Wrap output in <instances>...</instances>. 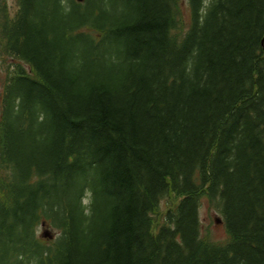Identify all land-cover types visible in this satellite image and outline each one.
<instances>
[{
    "label": "trees",
    "instance_id": "obj_1",
    "mask_svg": "<svg viewBox=\"0 0 264 264\" xmlns=\"http://www.w3.org/2000/svg\"><path fill=\"white\" fill-rule=\"evenodd\" d=\"M181 2L0 0V264H264V0Z\"/></svg>",
    "mask_w": 264,
    "mask_h": 264
},
{
    "label": "rangeland",
    "instance_id": "obj_2",
    "mask_svg": "<svg viewBox=\"0 0 264 264\" xmlns=\"http://www.w3.org/2000/svg\"><path fill=\"white\" fill-rule=\"evenodd\" d=\"M11 4H12V0H9V5H10V8L13 12V7L11 6ZM181 16H182V20H185V22H187L188 10H187V5L185 4V0H182V2H181ZM187 26L188 25H186V27L183 29V31L186 30ZM2 77H3V75L0 72V88H1ZM200 216H201V220H202V224H203L202 225L203 233H206V229H209L210 236L215 241L223 240L226 237V233H225L223 225L222 224H216L214 222V219L217 217V214L215 211L208 209L206 206H204L200 210ZM40 232H42V230H40Z\"/></svg>",
    "mask_w": 264,
    "mask_h": 264
},
{
    "label": "water",
    "instance_id": "obj_3",
    "mask_svg": "<svg viewBox=\"0 0 264 264\" xmlns=\"http://www.w3.org/2000/svg\"><path fill=\"white\" fill-rule=\"evenodd\" d=\"M261 45H262V49H263V52H264V38L261 40ZM216 222H219V221L216 220ZM44 235L46 236L47 234L44 233Z\"/></svg>",
    "mask_w": 264,
    "mask_h": 264
}]
</instances>
